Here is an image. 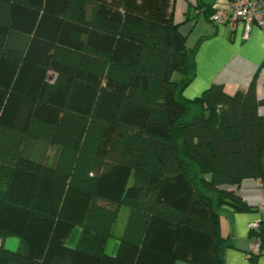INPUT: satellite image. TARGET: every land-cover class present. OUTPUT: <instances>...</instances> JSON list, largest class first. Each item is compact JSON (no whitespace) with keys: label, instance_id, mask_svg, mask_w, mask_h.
Returning a JSON list of instances; mask_svg holds the SVG:
<instances>
[{"label":"trees","instance_id":"trees-1","mask_svg":"<svg viewBox=\"0 0 264 264\" xmlns=\"http://www.w3.org/2000/svg\"><path fill=\"white\" fill-rule=\"evenodd\" d=\"M173 1L0 0V264H224L221 209L254 210L237 188L264 177V103L254 84L184 97L201 39ZM250 235L255 262L264 220Z\"/></svg>","mask_w":264,"mask_h":264},{"label":"crops","instance_id":"crops-1","mask_svg":"<svg viewBox=\"0 0 264 264\" xmlns=\"http://www.w3.org/2000/svg\"><path fill=\"white\" fill-rule=\"evenodd\" d=\"M226 0H174L173 20L193 47L201 39L195 55L196 76L184 90L186 99L199 97L209 86L221 85L225 93L234 95L254 84L256 100L264 103V32L252 27L248 37L237 27L231 31L213 25L206 17L208 10L225 5ZM264 114V104L259 106ZM238 195L254 210L237 212L224 206L220 214L221 237L231 243L223 252L224 264H264V254L255 262L247 253L256 238L250 235L248 225L264 220V177L243 179ZM116 251V246L112 253ZM174 264H189L177 261Z\"/></svg>","mask_w":264,"mask_h":264},{"label":"built area","instance_id":"built-area-1","mask_svg":"<svg viewBox=\"0 0 264 264\" xmlns=\"http://www.w3.org/2000/svg\"><path fill=\"white\" fill-rule=\"evenodd\" d=\"M211 23L215 26H223L233 31L237 27L243 30V38H247L252 27L264 32V0H226L225 5L214 9ZM260 220L248 225L250 231L259 228ZM259 242L256 240L251 245L247 256L257 255Z\"/></svg>","mask_w":264,"mask_h":264},{"label":"rangeland","instance_id":"rangeland-1","mask_svg":"<svg viewBox=\"0 0 264 264\" xmlns=\"http://www.w3.org/2000/svg\"><path fill=\"white\" fill-rule=\"evenodd\" d=\"M176 77L178 76L176 75ZM79 233H80L79 227L73 228L68 238L65 241V245L67 247H75L78 241ZM2 246L9 250H16L18 246V239L13 237L7 238L2 242Z\"/></svg>","mask_w":264,"mask_h":264},{"label":"water","instance_id":"water-1","mask_svg":"<svg viewBox=\"0 0 264 264\" xmlns=\"http://www.w3.org/2000/svg\"><path fill=\"white\" fill-rule=\"evenodd\" d=\"M220 113H221V115H222V116L224 115V113H223V111H222V110H220Z\"/></svg>","mask_w":264,"mask_h":264}]
</instances>
